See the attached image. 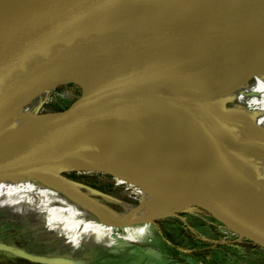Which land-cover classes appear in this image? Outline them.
I'll return each instance as SVG.
<instances>
[{"label":"water","instance_id":"1","mask_svg":"<svg viewBox=\"0 0 264 264\" xmlns=\"http://www.w3.org/2000/svg\"><path fill=\"white\" fill-rule=\"evenodd\" d=\"M173 1L176 9L155 20L149 19L154 7L149 0L0 1V65L43 63L48 67L61 58L149 71L129 93L112 79L98 83L77 72L56 76L55 88L66 83L82 90L83 101L76 107L24 115L8 109L24 108L23 96L31 97L38 89L33 85L24 87L22 97L0 100V131L10 124L0 132V168L30 161L43 171L68 176L65 162L83 151L89 141L91 122L85 110L113 105L103 126L94 133L96 140L130 166L172 180L171 187L186 179L211 189L195 206L244 223L245 228H235L243 237L264 239V227H252L251 223L252 215L264 216V199L238 191L226 181L264 187V179L252 173L251 167L244 170L241 162L232 159L228 144L237 148L241 144L218 131L209 153L195 160L210 103L193 106L163 89L168 80L164 62L170 57L205 55L212 73L215 70L214 74L223 77L222 91L246 71L264 65V0ZM177 77L181 76L177 74L173 81H179ZM119 87L124 91L120 99L104 101ZM59 121L64 122L48 129ZM175 130L182 133L178 156L174 160L153 158L165 136ZM148 138L151 154L143 158L141 153L129 151ZM10 170L0 175V182ZM227 194L246 201L234 199L235 208Z\"/></svg>","mask_w":264,"mask_h":264},{"label":"rangeland","instance_id":"2","mask_svg":"<svg viewBox=\"0 0 264 264\" xmlns=\"http://www.w3.org/2000/svg\"><path fill=\"white\" fill-rule=\"evenodd\" d=\"M53 62L48 67L43 63L0 65L1 102L22 97L24 87L33 85L37 91L22 98L28 111L76 107L83 101L82 90H57L55 77L68 71L58 60ZM101 77L104 81L114 76L103 73ZM123 95L119 87L104 101ZM112 109L113 105H107L85 111L91 125H103ZM10 169L7 179L0 182V264H204L194 252L212 264H264L262 237L241 238L235 228H245L244 223L214 216L203 207L161 216L164 219L154 222L122 221V212L105 201L90 202L25 168ZM73 179L149 206L164 202L175 190L172 180L138 168L86 170ZM252 216V227H264L263 215Z\"/></svg>","mask_w":264,"mask_h":264},{"label":"bare ground","instance_id":"3","mask_svg":"<svg viewBox=\"0 0 264 264\" xmlns=\"http://www.w3.org/2000/svg\"><path fill=\"white\" fill-rule=\"evenodd\" d=\"M0 1L73 2L87 0ZM149 2L154 5L149 13L150 20L158 19L163 14H169L177 7L173 0H149ZM155 4H158V7ZM57 60L59 63L65 65L68 72H79L85 69V67L91 65L100 67L112 74L114 76L112 80L115 79L118 81L120 85L124 86L127 92H130L137 84H140L149 74V71L147 70L106 64L102 62L66 61L61 58ZM115 71L117 72L114 74ZM164 71L168 78L166 83L163 84L164 90H168L175 96L183 98L193 106L199 104V102L210 103L201 129L195 160H200L209 153L211 143L217 137L218 131H220L221 133H225L227 136L233 137L236 142L241 144V148L231 145L233 143L228 144L227 148L230 151L232 159L235 161L238 160L239 163L241 162L244 170L246 169L245 166L251 167L254 170L252 171L250 169L252 173L257 174L264 179V65L256 66L246 71L223 91V83L221 82L223 77L220 75L218 76V74H214L217 73L215 70L214 73H212L210 61L205 55L196 54L184 57H170L164 62ZM127 74H129L133 80ZM177 74L181 76L177 77L180 80L173 81V78L177 76ZM203 84L207 85L204 89ZM8 109L23 115L30 113L27 109L19 106H10ZM63 122L64 121L53 123L50 127H48V129L55 128ZM9 126L10 124L6 125L0 132H4ZM102 126L103 125H91L87 133L89 141L87 142L85 149L75 153L73 157L69 158L67 161L114 166L119 168H134L132 166H128L129 164L125 163V160L114 150L106 148L102 142L94 138V133L99 131ZM181 142L182 133L180 131L175 130L170 132L165 136L163 144L158 147L154 154H152L153 158L162 159L165 157L174 160L180 152ZM150 144L151 139H144L131 147L129 151L133 154L141 153V156L144 158L146 155L151 154V149L149 148ZM10 167L25 168L38 177L56 184L66 189L67 192L90 202L96 203L93 200L101 202L105 201L103 203L118 212H122L119 214L122 221L153 222L156 219H164L158 218L161 216H171L179 211L186 212V210H190V208L206 199L212 192L211 189L198 187L186 179L180 180L174 183V193L173 190H171L170 195L164 202L149 206L120 199L119 197L89 186L83 182L71 180L65 175L55 174L50 171H43L30 161L19 162L8 167L0 168V175H3ZM220 178L222 180L228 179L224 176H221ZM226 181L232 188H235L238 191L242 190L245 191V193L252 194L257 198L264 199V187L250 186L229 180ZM227 195L232 198L229 200V204L235 208L237 207V203L234 199L246 201L245 199L235 195ZM106 202L113 203V205ZM129 208L136 212H146L160 216L136 214L129 211ZM237 234L241 238L243 237L242 234Z\"/></svg>","mask_w":264,"mask_h":264},{"label":"trees","instance_id":"4","mask_svg":"<svg viewBox=\"0 0 264 264\" xmlns=\"http://www.w3.org/2000/svg\"><path fill=\"white\" fill-rule=\"evenodd\" d=\"M87 69V70H85ZM83 69L82 71H79L77 73H82V75L84 76H88L89 78H91L93 81L101 83L103 82L101 74L103 73H108L107 71L103 70L100 67L97 66H87V68ZM85 70V71H84ZM57 90H64V89H75L78 90L80 89L78 86L73 85V84H61L60 86H58L56 88ZM65 165H67V169L68 171L71 172H65L69 177L73 178L76 177V173L77 172H85L86 170H92V169H96V170H102V171H114L116 170L118 167H114V166H105V167H93L92 165L94 164H90V163H82V162H65ZM164 236H168L167 232H163ZM195 258H197L199 261L203 262L204 264H212V262H210L209 260H207L206 258L202 257L200 254H198L197 252H194L192 254Z\"/></svg>","mask_w":264,"mask_h":264}]
</instances>
